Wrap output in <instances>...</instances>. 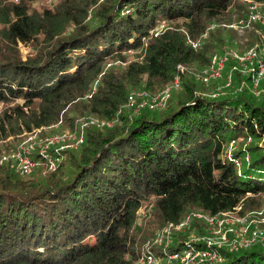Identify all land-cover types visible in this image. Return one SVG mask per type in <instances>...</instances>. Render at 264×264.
Returning a JSON list of instances; mask_svg holds the SVG:
<instances>
[{"label":"trees","instance_id":"1","mask_svg":"<svg viewBox=\"0 0 264 264\" xmlns=\"http://www.w3.org/2000/svg\"><path fill=\"white\" fill-rule=\"evenodd\" d=\"M256 4L264 0H57L41 9L0 0V139L73 123V114L112 121L86 128L82 145L38 178L0 165V264H133L154 230L195 211L253 209L264 196V96L253 90L254 72L235 71L222 87L228 67L208 86L178 66L206 68L211 42L221 49L233 32L225 24L247 23ZM213 23L194 49L189 35ZM253 25L260 39L264 21ZM130 51L137 58L127 62ZM178 75L181 87L163 108L126 106L132 90ZM249 139L224 156L228 144ZM177 240L172 251L206 246ZM219 250L222 262L202 264H264L260 243Z\"/></svg>","mask_w":264,"mask_h":264},{"label":"rangeland","instance_id":"2","mask_svg":"<svg viewBox=\"0 0 264 264\" xmlns=\"http://www.w3.org/2000/svg\"><path fill=\"white\" fill-rule=\"evenodd\" d=\"M56 2L57 0H33V6L37 9L41 7L40 5L52 6ZM250 6H252V3H250ZM256 6L260 11L256 14L261 16L260 20L263 21L264 15L262 13L264 12V6L260 4H256ZM252 7L254 8V6ZM245 22L244 19H240L238 21H233L231 24H225L229 26L227 28H233V32L232 34H224V38L227 42L223 44L221 49L217 46V43L211 42V48L214 49L211 57L212 62L206 68L201 69L197 64H193L192 68L189 69L185 64H180L178 66L180 72L185 71L190 78L195 76L209 86L218 80L221 81L224 77L225 70L230 67V73L227 75L226 80L224 79L226 84L225 82L219 83L222 87L224 85L230 86L233 83V72L235 71L241 72L243 75L252 74L253 72L256 74L258 68L257 64L259 63L258 57L261 58L264 63V32L259 30L258 32L261 34V38H255L253 35L249 34L254 28V25L252 26V22H249V19L247 21L249 23L248 25ZM215 26L216 24L214 23L210 24L203 33L197 34L195 38L189 35V44H192L189 41L191 39L197 44V48L193 47L194 49H199L201 46H204L205 43L210 40L211 30L215 29ZM236 29H238L239 33ZM29 48L25 49L24 53L26 55L32 52ZM250 52L255 55L251 60L241 61L238 58V56ZM126 57L127 62L137 58V56L131 51ZM221 60H224L223 65H221ZM109 65H112V63ZM108 67L109 66H107V69ZM219 68H221L219 75L210 77L208 81L204 80L207 73L211 72L212 69L217 70ZM143 87H145V84ZM180 87V75L174 79L173 83L167 84L163 87L156 84L153 89L146 92L147 95L144 98L139 95L140 101L136 103L133 113L141 112L142 108L145 106L152 109L163 108L171 95L177 92L176 89H179ZM253 90L256 94H259L260 97L264 96V78L256 81L255 76L253 77ZM144 91L146 90L134 89L131 93H145ZM221 91L224 92L222 89ZM143 102L145 103L142 104ZM126 106L128 107L127 103ZM2 108L3 104H0V111ZM73 116L76 117L73 123H67L64 122V120L62 122L61 120L50 127L40 128L33 132L25 131L19 134L12 133L10 136L0 139V165L8 166L11 170L16 169L24 179L38 178L41 175H44L47 170H52L47 162L39 160L41 155H45L46 152L53 157L56 155H63V150L76 149L82 145L80 143H82V140L83 142L85 141L86 128L89 126L99 129L112 124V121L94 115H88L87 113L79 115L73 114ZM250 143L251 139L247 141L239 140L237 142H231L226 147L224 156L228 157L229 152L234 154L235 150H238L239 147H247ZM27 148L31 149L32 158L39 161V164L29 173H25L22 170L16 157L24 152L23 149L26 150ZM248 155L250 156V154ZM249 161H245L241 168H243L245 163H249ZM250 205V208L253 207L252 210H245L243 212V206H238L231 212L219 214L216 221H223L222 225L217 222L211 224L207 221V214L195 211V215L184 217L180 224L169 225L167 226L168 228L165 226L170 230L169 246L166 242V245H163L162 243L155 241L158 233L162 232L165 227L159 228L156 232L153 227L154 234L152 233L151 239L145 242V245L142 246L141 253H139L138 259L133 264H142V256H144L145 252L150 250L153 251L156 256L158 255L164 260L167 259L166 257L172 252L171 247L178 241L177 238H179V240L193 243L206 242L211 239L213 242L219 243L222 248L230 249V247L233 246L234 241L237 243L241 240V230L243 228H247L248 233L257 229L264 231V196H256ZM145 211L146 206L140 210L141 214ZM189 217H192V219L193 217L198 218V220H196V227L193 228L195 220H192V224L189 228ZM187 228H189L188 234H185L186 236L182 238L180 235L181 233H184ZM200 228L203 231H200ZM259 243L264 246L263 242ZM185 247L187 246L185 245Z\"/></svg>","mask_w":264,"mask_h":264},{"label":"built area","instance_id":"3","mask_svg":"<svg viewBox=\"0 0 264 264\" xmlns=\"http://www.w3.org/2000/svg\"><path fill=\"white\" fill-rule=\"evenodd\" d=\"M258 13V12H257ZM261 16H259L256 13H252L250 18H249V22L255 21L260 19ZM264 21V19H263ZM249 23L247 22V25ZM163 24H161V26L159 27V29L163 28ZM158 29V28H157ZM192 44V47L197 48V44L195 42H193L191 39L189 40ZM255 55L253 53H248L245 55H240L238 56V58L241 61H245V60H251L252 58H254ZM259 63L257 64V72L256 74L254 73L255 76V80L258 81L261 78H264V63L262 61L261 58H259ZM224 60H221V65H223ZM220 70L219 69H212L211 72L207 73V75L205 76L204 80L208 81V79L210 77H215L217 75L220 74ZM145 93H136V92H132L128 98L127 104L129 107H135L136 103L140 101L139 95L141 97H145L147 95V91H144ZM145 102H143L142 104H144ZM80 140V139H79ZM83 142V140L81 141ZM23 153H21L20 155H17V160L19 161V166L22 168V170L25 173H29L31 171L34 170V168L39 164V161L35 160L32 158L31 156V149L27 148L26 150L23 149ZM62 155H56L55 157H53L52 155H50L48 152H46L45 155H41L39 157V160H43L45 162L48 163L50 168H55L57 166V164L59 162H61L62 160ZM228 158H233V153H228ZM250 160V156L247 154L244 158H236L235 163H236V167L238 169H241L243 163L245 161H249ZM23 173V172H22ZM218 215L216 216H207V221H209L211 224L214 223H218L220 225L223 224V221H216ZM192 217H189L188 221L191 222ZM169 226V225H168ZM167 227V226H166ZM165 227V228H166ZM158 233V235L156 236V242H160L163 245H166L165 242L168 244H170V230L169 229H165ZM243 232V233H242ZM241 240L239 242L236 243V241H234L233 246H231V249H235L238 248V246L247 248L250 247L256 243L259 242H263L264 243V231L263 230H254L252 232L248 233V229L247 228H243L241 230ZM204 244H206V246H200V248H198L197 246H187V247H183L180 250H176V251H172L171 254H169L166 258L167 259H163L161 257H159L158 255L156 256L153 251H147L145 252L144 256H142V264H202L204 262H210V263H215V262H222L224 260V257L221 253V251L219 250V248H222L220 246L219 243L217 242H213L211 239L207 240L206 242H203Z\"/></svg>","mask_w":264,"mask_h":264},{"label":"bare ground","instance_id":"4","mask_svg":"<svg viewBox=\"0 0 264 264\" xmlns=\"http://www.w3.org/2000/svg\"><path fill=\"white\" fill-rule=\"evenodd\" d=\"M129 96H130V95H129ZM128 98H129V97H128ZM128 107H129V106H128ZM78 144H79V143H78ZM80 144H81V143H80ZM58 164H59V163H58ZM58 164H57V165H58ZM195 246H196V245H195ZM197 247L200 248V246H197ZM150 251H151V250H150Z\"/></svg>","mask_w":264,"mask_h":264}]
</instances>
